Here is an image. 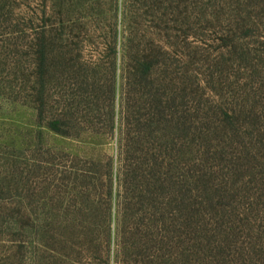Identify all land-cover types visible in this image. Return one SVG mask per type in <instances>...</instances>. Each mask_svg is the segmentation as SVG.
<instances>
[{
  "label": "rangeland",
  "instance_id": "rangeland-1",
  "mask_svg": "<svg viewBox=\"0 0 264 264\" xmlns=\"http://www.w3.org/2000/svg\"><path fill=\"white\" fill-rule=\"evenodd\" d=\"M0 264H264V0H0Z\"/></svg>",
  "mask_w": 264,
  "mask_h": 264
}]
</instances>
